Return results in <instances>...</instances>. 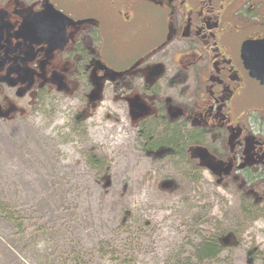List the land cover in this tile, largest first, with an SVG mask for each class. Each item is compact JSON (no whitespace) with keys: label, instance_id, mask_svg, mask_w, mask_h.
Masks as SVG:
<instances>
[{"label":"flooded vegetation","instance_id":"flooded-vegetation-1","mask_svg":"<svg viewBox=\"0 0 264 264\" xmlns=\"http://www.w3.org/2000/svg\"><path fill=\"white\" fill-rule=\"evenodd\" d=\"M263 38L264 0H0V119L74 98L85 121L108 100L109 118L128 120L148 158L190 168L192 181L204 172L255 216L264 207V85L243 46ZM160 176L162 191L178 188L169 172Z\"/></svg>","mask_w":264,"mask_h":264},{"label":"rangeland","instance_id":"rangeland-1","mask_svg":"<svg viewBox=\"0 0 264 264\" xmlns=\"http://www.w3.org/2000/svg\"><path fill=\"white\" fill-rule=\"evenodd\" d=\"M82 105L55 98L0 119V264H264L263 206L246 215L204 172L192 181L148 158L108 100L85 121ZM166 172L172 192L158 187ZM231 232L218 256L195 259L202 239Z\"/></svg>","mask_w":264,"mask_h":264},{"label":"water","instance_id":"water-1","mask_svg":"<svg viewBox=\"0 0 264 264\" xmlns=\"http://www.w3.org/2000/svg\"><path fill=\"white\" fill-rule=\"evenodd\" d=\"M243 59L250 76L264 85V38L245 42ZM200 152L208 155L207 151L201 150Z\"/></svg>","mask_w":264,"mask_h":264},{"label":"trees","instance_id":"trees-1","mask_svg":"<svg viewBox=\"0 0 264 264\" xmlns=\"http://www.w3.org/2000/svg\"><path fill=\"white\" fill-rule=\"evenodd\" d=\"M223 247L220 245L217 238H204L200 241L199 245L194 250V257L199 261L205 258L216 257Z\"/></svg>","mask_w":264,"mask_h":264}]
</instances>
